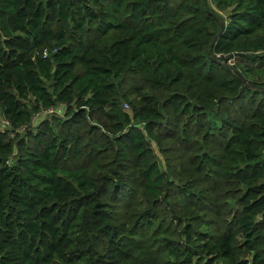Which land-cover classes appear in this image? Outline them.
<instances>
[{"label": "trees", "instance_id": "16d2710c", "mask_svg": "<svg viewBox=\"0 0 264 264\" xmlns=\"http://www.w3.org/2000/svg\"><path fill=\"white\" fill-rule=\"evenodd\" d=\"M222 57L264 85V0H0V264H264V89Z\"/></svg>", "mask_w": 264, "mask_h": 264}, {"label": "water", "instance_id": "95a60500", "mask_svg": "<svg viewBox=\"0 0 264 264\" xmlns=\"http://www.w3.org/2000/svg\"><path fill=\"white\" fill-rule=\"evenodd\" d=\"M216 16H217V15H216ZM217 17H218L219 22H220V25H221L220 30H219V32H218V33H220V31L222 30V28H223V26H224V21H223L222 18H220L219 16H217ZM218 33L215 34V35L212 37V39H211V41H210V44H209V48L211 47V45H212V43L214 42V40L217 38ZM215 58L217 59V57H215ZM218 60H219V62H220L223 66H225L226 68H228L229 70H231L233 73H235L236 75H238L239 78H240L245 84H248V85H250L252 88H255V89H264V85L261 86V85H258V84H255V83H252V82H250L249 80H247V79H246V78L240 73V71H239L237 68L233 67L231 61H230L227 57H222L221 59H218Z\"/></svg>", "mask_w": 264, "mask_h": 264}, {"label": "rangeland", "instance_id": "374dc122", "mask_svg": "<svg viewBox=\"0 0 264 264\" xmlns=\"http://www.w3.org/2000/svg\"><path fill=\"white\" fill-rule=\"evenodd\" d=\"M253 76H256L257 78H261L263 75H261L259 72H256ZM50 111H52V110H50ZM3 122H4V118L2 117L1 112H0V127L3 126V124H4Z\"/></svg>", "mask_w": 264, "mask_h": 264}, {"label": "built area", "instance_id": "2783aa9c", "mask_svg": "<svg viewBox=\"0 0 264 264\" xmlns=\"http://www.w3.org/2000/svg\"><path fill=\"white\" fill-rule=\"evenodd\" d=\"M125 106H126V104H125Z\"/></svg>", "mask_w": 264, "mask_h": 264}]
</instances>
